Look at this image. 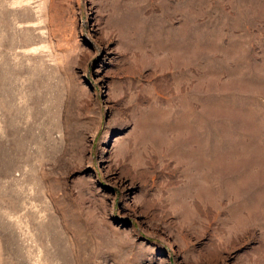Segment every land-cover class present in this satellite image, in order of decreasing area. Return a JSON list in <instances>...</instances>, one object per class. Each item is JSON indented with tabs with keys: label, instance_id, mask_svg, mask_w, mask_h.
<instances>
[{
	"label": "rangeland",
	"instance_id": "374dc122",
	"mask_svg": "<svg viewBox=\"0 0 264 264\" xmlns=\"http://www.w3.org/2000/svg\"><path fill=\"white\" fill-rule=\"evenodd\" d=\"M0 264H264V0H0Z\"/></svg>",
	"mask_w": 264,
	"mask_h": 264
}]
</instances>
